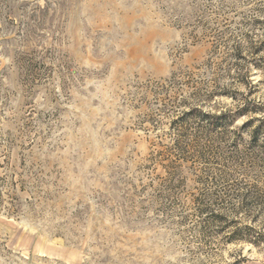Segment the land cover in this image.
<instances>
[{"label": "rangeland", "instance_id": "374dc122", "mask_svg": "<svg viewBox=\"0 0 264 264\" xmlns=\"http://www.w3.org/2000/svg\"><path fill=\"white\" fill-rule=\"evenodd\" d=\"M0 264H264V0H0Z\"/></svg>", "mask_w": 264, "mask_h": 264}, {"label": "trees", "instance_id": "16d2710c", "mask_svg": "<svg viewBox=\"0 0 264 264\" xmlns=\"http://www.w3.org/2000/svg\"><path fill=\"white\" fill-rule=\"evenodd\" d=\"M186 115L187 116L195 115L194 117L201 118L200 121L206 122L211 128L215 127L217 123L222 122V116L205 114L202 111L196 110L195 108L192 109L190 112H188Z\"/></svg>", "mask_w": 264, "mask_h": 264}]
</instances>
